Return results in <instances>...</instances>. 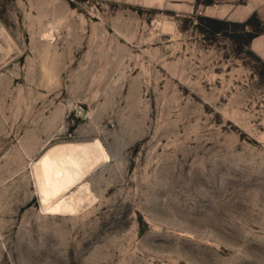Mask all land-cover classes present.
I'll list each match as a JSON object with an SVG mask.
<instances>
[{"label": "rangeland", "instance_id": "obj_1", "mask_svg": "<svg viewBox=\"0 0 264 264\" xmlns=\"http://www.w3.org/2000/svg\"><path fill=\"white\" fill-rule=\"evenodd\" d=\"M172 8L0 0V264H264V65ZM90 142L91 202L45 210L37 164Z\"/></svg>", "mask_w": 264, "mask_h": 264}, {"label": "bare ground", "instance_id": "obj_2", "mask_svg": "<svg viewBox=\"0 0 264 264\" xmlns=\"http://www.w3.org/2000/svg\"><path fill=\"white\" fill-rule=\"evenodd\" d=\"M96 143L53 147L36 167V179L45 210L79 211L93 197L85 175L103 161Z\"/></svg>", "mask_w": 264, "mask_h": 264}, {"label": "crops", "instance_id": "obj_3", "mask_svg": "<svg viewBox=\"0 0 264 264\" xmlns=\"http://www.w3.org/2000/svg\"><path fill=\"white\" fill-rule=\"evenodd\" d=\"M131 5L168 4L179 13L203 12L207 19L243 24L255 34L248 48L264 65V0H120ZM152 7V6H149ZM251 28V29H250Z\"/></svg>", "mask_w": 264, "mask_h": 264}, {"label": "built area", "instance_id": "obj_4", "mask_svg": "<svg viewBox=\"0 0 264 264\" xmlns=\"http://www.w3.org/2000/svg\"><path fill=\"white\" fill-rule=\"evenodd\" d=\"M197 14H198V15H203V12L200 11V10H198V11H197Z\"/></svg>", "mask_w": 264, "mask_h": 264}, {"label": "trees", "instance_id": "obj_5", "mask_svg": "<svg viewBox=\"0 0 264 264\" xmlns=\"http://www.w3.org/2000/svg\"><path fill=\"white\" fill-rule=\"evenodd\" d=\"M209 20H211V19H209ZM252 34V36H251V38L255 35V34H253V33H251Z\"/></svg>", "mask_w": 264, "mask_h": 264}]
</instances>
